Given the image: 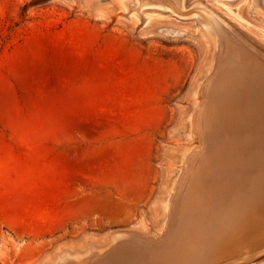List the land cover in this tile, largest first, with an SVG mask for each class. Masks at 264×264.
I'll return each instance as SVG.
<instances>
[{
  "label": "rangeland",
  "instance_id": "374dc122",
  "mask_svg": "<svg viewBox=\"0 0 264 264\" xmlns=\"http://www.w3.org/2000/svg\"><path fill=\"white\" fill-rule=\"evenodd\" d=\"M205 20L221 36L217 47ZM232 55L264 73V0H0V264L172 251L202 210L193 182L221 176L209 160L229 153L238 135L251 137L235 118L245 102L213 108L211 100L237 76V65L224 63ZM109 115L121 119L106 142L141 139L133 153L112 157L93 182L76 177L63 197L50 182L53 197L20 185L39 173L63 185L57 153L104 140L82 130L66 140L60 129ZM37 209L58 225L24 229ZM241 233L193 251L186 264H264V210L254 232Z\"/></svg>",
  "mask_w": 264,
  "mask_h": 264
},
{
  "label": "bare ground",
  "instance_id": "6f19581e",
  "mask_svg": "<svg viewBox=\"0 0 264 264\" xmlns=\"http://www.w3.org/2000/svg\"><path fill=\"white\" fill-rule=\"evenodd\" d=\"M146 5H150L152 6L151 8L159 10L162 9V7H168L161 2H147ZM205 24L207 32L210 34L211 38L215 40V46L217 47L219 44L218 40L221 36L219 38V34L214 31L210 21L205 20ZM234 55L228 56L230 58L229 61L226 59L224 63L227 65L225 67L228 68V65H237V67L232 68V70L235 69L237 76L234 77L232 74V76H227L221 88L218 89L221 96L211 100H213V108L226 102V100L228 102L231 100L233 104H235V100L239 103L245 102L246 107H243L241 104L244 110L243 118L236 116L235 118L238 123L241 122L243 127L249 128L251 135L249 133L248 135L251 137L246 138V140H240L238 135L235 146L229 153L222 150L221 152L216 151L214 155L217 158L209 160L213 163L211 166L220 168L221 176H215L214 178L209 177V180L203 179L193 182L194 188L197 190L196 193L200 196L199 198L201 199L204 197L202 210L200 209V212L197 213L198 220L192 223L193 226L186 224L185 227H182L183 229L180 232L182 238H178V240L175 241L172 251H166L168 252H165L166 254L157 253L155 256H150L146 253H142L141 255L137 253L131 257L123 256L121 258L114 256V258H109V260L107 259L105 262H100L98 264H186V262L195 258L196 252H193L195 250L204 252V250L213 247L221 241V238L238 234L240 231H243L241 235L254 232L264 210V73L260 74L258 69L254 70L251 67L244 68V65L240 64ZM240 57L238 56V58ZM232 60L235 61L230 62ZM224 72L222 73L226 75V70H224ZM220 77L218 79H220ZM211 84L212 83H210V87ZM214 88L216 89V87ZM210 89V95H213L214 91L212 90L215 89H213V87ZM120 90L121 89H117V91ZM120 119L121 118L117 116L109 115V120H111L109 123L115 122L114 126L108 125L109 123H106L105 120L102 119L98 122L96 120L92 122L75 120L74 122L66 123L61 129L58 127L61 130H59L60 134L66 140L72 139L74 131L82 130L97 135L98 138L104 141H102L99 146L94 147L66 146L57 153V157L55 158L61 161L60 164L66 169V178L63 185L62 183L54 184L59 178L55 173H53V178L52 176L47 178L39 173L38 177L32 179L33 181H31V179V182L25 180L22 181L20 185L28 187L29 184L32 183L36 185L35 187L40 189V191L38 190V194H40L43 191H47L46 184L50 182V185L56 187L57 194L63 197L72 192L70 190L72 183H74L75 179L79 178V176L85 182H93L101 172L107 170L108 166L111 164L112 157L126 155L128 152L133 153L134 150L138 149L142 144L141 139L126 142H106L108 138L113 137V135L117 133L118 127L116 122ZM108 131H111V133ZM52 168L55 169L54 165L50 167V169ZM204 168L207 169V165H204ZM42 171L43 169L40 170V172ZM203 174V176H207L206 171H204ZM53 191L54 188L47 192L53 197ZM189 192L192 193L194 190H189ZM27 195L24 196L26 197ZM36 196L38 199V195ZM195 199L198 200V197H195ZM25 201H29V198ZM10 202L11 201H9V203ZM191 204L195 206V210L197 209L196 206L199 207L200 205V203H196V201H192ZM55 222H57V224H55ZM58 223L59 221H54L52 218L48 219L44 215H41L37 209L34 219L21 226L24 229L27 228L34 232H41L44 228H46V230L55 228ZM43 231L44 230H42V232ZM163 248L164 247H161L160 250L162 249L164 252ZM70 259L72 258L69 255H64L58 258L55 264H66V261H70Z\"/></svg>",
  "mask_w": 264,
  "mask_h": 264
},
{
  "label": "crops",
  "instance_id": "0c3cea01",
  "mask_svg": "<svg viewBox=\"0 0 264 264\" xmlns=\"http://www.w3.org/2000/svg\"><path fill=\"white\" fill-rule=\"evenodd\" d=\"M13 166V165H12Z\"/></svg>",
  "mask_w": 264,
  "mask_h": 264
}]
</instances>
